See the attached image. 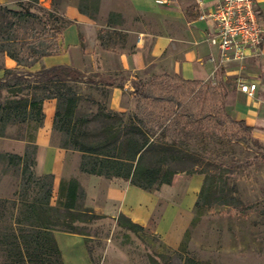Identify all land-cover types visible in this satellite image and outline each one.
<instances>
[{
    "label": "trees",
    "instance_id": "obj_1",
    "mask_svg": "<svg viewBox=\"0 0 264 264\" xmlns=\"http://www.w3.org/2000/svg\"><path fill=\"white\" fill-rule=\"evenodd\" d=\"M52 2V9L47 11L53 22L49 24L46 20L42 21L45 33L39 34L36 38L29 34L24 24L31 19H41L32 11L35 5L40 4L39 0H20L18 10L0 4V51L18 63L17 69L6 70L5 77L0 80V138H14L26 143L23 155L0 152V163H4L9 169L13 167L20 171L24 188L23 193L13 201L0 199V207L8 204L13 209L10 217L16 225L0 231V258L3 260L1 264H65L55 234L63 232L80 235L84 237L85 243L87 234L82 232L77 223L89 224L99 219L110 218L104 214H97L92 208L85 206V190L76 178L61 181L57 202L54 205L52 202L54 175L37 176L34 172L38 149L36 134L45 120L44 101L56 99L57 108L53 124L55 129L61 117L74 116L83 99L76 88L70 85L83 81L85 74L82 71L67 65L30 70L39 59L60 52L58 38L64 28L72 23L59 13L62 2L61 4L56 0ZM100 3V0H78V9L91 19H95ZM109 15L107 26L110 27L119 15L114 13ZM115 34L120 33L108 28L99 32L98 39L103 50H110ZM80 39L83 40L82 35ZM125 41L126 35L122 42ZM12 44H24L27 47L29 54L26 59L30 62L28 65L24 64L18 53L11 50ZM260 79L264 86V72L261 73ZM228 93L223 85L215 86L213 82L186 80L168 73L153 76L149 82L142 84L140 92L143 109L152 118L153 128L144 132L135 125L124 124L125 114L112 110L100 111L96 119L102 123L99 128L102 140L96 144L75 142L73 145L74 150L82 153L80 172L106 178L120 177L148 191L169 185L174 176L180 174L170 168V162L186 161L191 155L188 149L182 147V144L189 147L187 143L167 140V130L164 124L159 122L160 119L173 118L179 125L184 126L200 123L207 130L210 139L224 148L233 141L246 140L244 133L263 131L249 126L244 120L234 119L226 111ZM62 108L65 115L60 112ZM10 125H26L32 128L34 134L28 132L19 137L10 136L8 132ZM126 141L130 144L128 153L125 155L116 153ZM61 148L68 150L69 146ZM154 155L162 156L164 160L154 167L147 165L148 158ZM226 155L225 151H221L218 155L221 163H215L210 169L192 174L204 175V183L195 207L196 212L200 205H208L211 202L213 193L222 192L223 188L228 186V183L221 182L219 177L222 171L230 170L224 163ZM217 200H221V197ZM221 204L236 208L242 205V201L227 194L221 200ZM4 218V211H0V220ZM114 219L119 227L127 231L137 233L146 229L124 214ZM153 264L160 263L154 261ZM184 264L207 263L186 257Z\"/></svg>",
    "mask_w": 264,
    "mask_h": 264
},
{
    "label": "rangeland",
    "instance_id": "obj_2",
    "mask_svg": "<svg viewBox=\"0 0 264 264\" xmlns=\"http://www.w3.org/2000/svg\"><path fill=\"white\" fill-rule=\"evenodd\" d=\"M60 1L56 0L58 4H61ZM47 10L43 3L35 5L32 11L41 19H31L24 24V28L34 38L45 33L42 21L46 20L49 24L53 22ZM145 25L160 34L164 30L157 17L149 16L145 19ZM118 33L120 34H115L111 42L116 44V47L124 44L122 41L126 35L123 30ZM11 50L19 54L24 64L30 63L26 59L29 53L24 44H12ZM228 64L230 65L219 69L205 82H213L215 86L223 85L226 91H237L238 79L253 77L260 79L261 73L264 72V55L250 58L246 66ZM165 70L166 66L160 61L156 68L153 69L151 66L130 82H127L129 75L123 72L117 73L116 76L94 73L83 78L78 84L70 83L83 99L72 118L59 119L52 135L53 145L69 146L68 150L72 151L68 154L66 180L87 174L80 172L82 153L74 150L73 145L75 142L96 144L102 140V136L99 135L102 123L96 119L100 111L112 110L125 114L124 124L135 125L144 132L153 128L152 118L143 109L140 92L143 83L149 82L155 75L165 74ZM125 82L127 87L124 85ZM168 83L175 85L172 82ZM106 85L118 86L122 91L121 95L115 96L114 88H107ZM60 112L65 115L63 108ZM159 122L166 127L169 142H185L189 146L182 144L191 155L189 159L182 162L171 161L169 164L171 169L191 176L193 173L210 169L215 163H221L218 155L225 151L227 155L224 163L230 170L222 171L219 177L221 182H227L228 186L223 188L222 192L213 193L208 205L202 204L198 207L192 227L186 233L183 244L177 249L168 247L153 226H147L145 230L135 233L119 227L114 217H110L89 224L77 223L82 232L87 234L85 242L87 254L85 258H80L78 246L73 249V244L67 243L68 250L65 251L64 257L68 263L153 264L154 261H158L160 264H184L186 257H191L207 264H264V133L258 130L249 134L244 133L246 140L233 141L224 148L210 139L207 130L200 123L184 126L179 125L173 118H162ZM33 126L34 124L31 127ZM31 127L10 125L8 132L13 137L28 132L34 134ZM23 142L14 138L0 140V150H4L0 152L5 150L23 152L24 147L26 148V143L24 142V145ZM129 148L130 144L126 141L116 153L125 155ZM163 160L162 156L154 155L148 158L146 164L154 167ZM202 176L204 177L203 174ZM23 190L20 171L13 167L9 169L4 163H0V199L13 201L23 193ZM227 194L238 197L242 205L236 208L222 205L221 200ZM220 197L221 200H217ZM12 210L8 204L0 207V211H4L5 214V218L0 220V231H5V228L10 226L16 227L10 217ZM2 261L0 258V264Z\"/></svg>",
    "mask_w": 264,
    "mask_h": 264
},
{
    "label": "crops",
    "instance_id": "obj_3",
    "mask_svg": "<svg viewBox=\"0 0 264 264\" xmlns=\"http://www.w3.org/2000/svg\"><path fill=\"white\" fill-rule=\"evenodd\" d=\"M19 1L0 0V4L18 10ZM100 1L98 16L91 19L79 11L78 0H62L59 13L72 23L64 28L58 38L60 52L39 59L30 70L67 65L82 71L85 78L94 73L116 76L124 72L129 75L127 82H130L146 69L151 66L154 69L158 62L163 61L166 66L164 73L178 75L186 80L207 81L215 75L211 58L219 59L220 54L207 40L213 26L210 21L201 20L200 16L213 10L217 0H170L168 5L163 6L158 5L156 0ZM257 1L264 22V0ZM40 3L48 10L53 7L52 0H40ZM110 13L118 14L119 17L109 27ZM149 16L158 18L164 27L161 34L145 25V19ZM107 28L126 32V41L122 46L111 44L110 50H103L98 34ZM17 68L16 60L6 53H0V80L5 77L6 70ZM258 81L254 96H247L239 87L237 91H229L226 111L236 120H244L251 127L263 129L258 131L264 133V86L261 79L258 78ZM124 85L128 86L126 82ZM109 87L114 88L115 96L121 95L118 86ZM44 102L45 120L36 134L38 149L34 172L37 176L54 175L52 202L56 204L60 183L66 178L68 154L72 151L52 144L57 102L56 99ZM24 152L25 147L23 152L14 153L23 155ZM76 178L85 190L86 207L92 208L97 214L112 218L124 214L140 226H153L162 241L174 249L183 244L186 233L192 227L198 195L204 183V177L200 174L188 176L183 173L175 175L169 185L148 191L120 177L84 174ZM55 238L65 264H69L64 257L68 250L67 243L73 244V249L78 246L81 252L79 257L85 258L87 247L83 237L57 232Z\"/></svg>",
    "mask_w": 264,
    "mask_h": 264
},
{
    "label": "built area",
    "instance_id": "obj_4",
    "mask_svg": "<svg viewBox=\"0 0 264 264\" xmlns=\"http://www.w3.org/2000/svg\"><path fill=\"white\" fill-rule=\"evenodd\" d=\"M158 5H168L170 0H156ZM210 21L207 40L220 54L211 58L214 73L226 68L228 63L246 66L250 58L264 55V22L257 0H217L213 10L200 16ZM239 89L247 96H254L259 81L257 77L238 79Z\"/></svg>",
    "mask_w": 264,
    "mask_h": 264
}]
</instances>
